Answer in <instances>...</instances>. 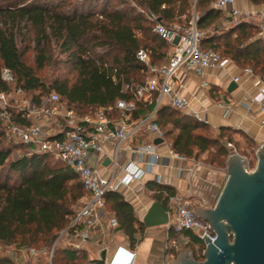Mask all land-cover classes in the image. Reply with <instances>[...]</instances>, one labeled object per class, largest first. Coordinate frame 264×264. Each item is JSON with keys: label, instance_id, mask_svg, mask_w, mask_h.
Segmentation results:
<instances>
[{"label": "trees", "instance_id": "1", "mask_svg": "<svg viewBox=\"0 0 264 264\" xmlns=\"http://www.w3.org/2000/svg\"><path fill=\"white\" fill-rule=\"evenodd\" d=\"M249 1L264 6V0ZM141 10L154 13L167 26H187L195 14L197 28L204 33V51L214 50L240 69H252L264 80L261 30L247 21L226 28L223 12L213 6L212 0H198L196 4L193 0H0V94L22 89L41 104L55 93L65 107L81 116L103 108L111 109L112 118L120 117L116 104L123 100L135 105L131 120L147 116L154 105L138 101L126 89L128 85L144 84L148 77L147 65L137 58V53L144 50L151 65L160 66L167 60L170 47ZM29 53L34 55L33 62L27 60ZM54 65L66 67L69 75H42ZM4 69L12 73L14 84L3 79ZM9 111L19 124L26 123L21 113L12 108ZM156 122L170 140L172 151L186 159L199 160L208 154L211 165L223 166L235 151L244 156L232 133L246 138L254 152L257 149L242 132L221 128L220 134H215L209 124L170 106L160 107ZM17 152L22 154L15 156ZM248 164L256 168L257 159ZM147 187L154 201L162 203L166 210L169 200L177 196L168 185L149 182ZM85 195L74 171L50 154L34 152L31 146L14 141L0 121L1 246L14 247L18 252L51 250L60 233L70 226ZM105 204L106 214L118 222L115 231L125 235L131 250L136 249L146 227L133 205L114 191L106 194ZM195 241L192 239L189 248L202 253L203 245L195 247ZM194 256L197 261L204 260L195 251ZM0 264L16 263L8 256H0ZM52 264L105 262L101 257L91 258L87 248L74 250L58 244Z\"/></svg>", "mask_w": 264, "mask_h": 264}, {"label": "built area", "instance_id": "2", "mask_svg": "<svg viewBox=\"0 0 264 264\" xmlns=\"http://www.w3.org/2000/svg\"><path fill=\"white\" fill-rule=\"evenodd\" d=\"M197 1L193 0L194 4ZM212 1L213 6L223 12L225 25L231 23L237 25L239 22L248 21L251 17L250 14L243 15L236 8V0ZM141 11L146 13L149 21L154 24V31L170 47L167 60L160 66L151 65L150 57L144 50L137 53V58L147 65L148 77L144 84L128 85L126 89L133 92L138 101L154 105L153 111L147 116L131 120L135 105L123 100L116 104V109L121 113L120 117L112 118L109 115L111 109L103 108L81 116L74 109L65 107L60 96L55 93L41 104H36L22 89L12 94H0V121L7 134L14 141L31 146L34 152L48 153L55 161L69 167L79 176L86 192L70 226L60 233L50 250L51 264L55 247L61 243L74 250L86 248L93 243L100 254L104 250L108 251L107 230L109 229L113 234L118 222L105 212L106 194L130 188L135 182L140 181L147 171L162 164L163 160L157 146L151 142L132 148L131 152L138 157V162L130 160L122 168L120 160L125 152L124 144L141 131L165 139L164 131L156 122L162 99H167L168 106L173 109L186 110L189 103L182 95L185 78L193 74L201 75L208 69L222 70L228 62L216 51H204L201 48L204 33L197 28L195 14L187 26H167L154 13ZM84 58L88 59L87 56ZM243 71L247 75L254 76L250 68ZM178 72H182L183 77L179 78ZM2 77L8 83H15L12 73L7 69L3 70ZM260 80L259 94L251 100V103L258 108L261 115L260 125L264 128V80L262 78ZM239 81L238 77L234 79L236 84H239ZM12 95L23 98L22 105L18 106L17 110L26 120L25 124H19L9 111ZM189 116L208 124V120L198 112H191ZM50 127H54L51 128L53 134L48 131ZM58 136L60 138H57ZM108 145L112 148L110 155L106 150ZM263 145H260L257 151ZM173 156L184 158L175 153ZM106 158L111 160L108 166L112 169L110 176H105L102 172ZM119 170L123 171L124 177H119ZM157 183L162 184L161 179H158ZM167 213L168 227L173 232L167 250L172 259H176L183 248L190 247L194 238L203 245L202 253L207 247L205 236H208L212 243L217 240V235L210 228V224L198 217L188 202L177 196L169 200ZM27 251L32 258L39 256L37 250ZM135 257L133 251L121 247L112 260L106 259L105 264H134Z\"/></svg>", "mask_w": 264, "mask_h": 264}, {"label": "crops", "instance_id": "3", "mask_svg": "<svg viewBox=\"0 0 264 264\" xmlns=\"http://www.w3.org/2000/svg\"><path fill=\"white\" fill-rule=\"evenodd\" d=\"M236 8L243 15L250 14L247 22L257 26L261 30L260 36L264 37V6L254 5L249 0H236ZM177 76L183 77L182 72H178ZM237 77L240 79L238 88L230 93L228 90ZM260 82L259 77L245 74L231 61H228L222 70L208 69L201 75H190L185 78L182 90V95L187 99L189 106L182 113L190 115L191 112H198L208 120L215 134H220L221 128H232L242 132L258 149L264 144V128L260 125L261 115L258 108L251 100L259 94ZM167 103V99L163 98L161 107L168 106ZM158 139L160 138L141 131L126 142L125 152L120 160L122 168L130 160L138 162V157L131 152L132 148L151 142L155 144ZM163 140V143L155 144L163 156L162 164L147 171L144 177L130 188H123L119 192L133 205L138 219L143 221L155 202L153 192L147 184L157 182L158 179H161L162 184L173 187L177 197L188 202L194 209L214 208L228 180L227 172L208 167L200 159L176 158L173 156L170 140L166 137ZM111 149L110 145L106 146L108 155L111 154ZM141 166L146 169L144 165ZM102 172L105 176H110L112 169L104 166ZM119 177H124L123 171L119 170ZM107 236V259L112 260L121 247L130 249L123 233L114 231L112 234L108 229ZM170 236H173V232L168 226L146 228L141 244L134 250L130 249L136 256L134 264H174L176 259H172L167 250L168 241L172 238ZM88 247L92 251L95 250L96 256L91 258L100 257L93 243L86 247L89 250Z\"/></svg>", "mask_w": 264, "mask_h": 264}, {"label": "water", "instance_id": "4", "mask_svg": "<svg viewBox=\"0 0 264 264\" xmlns=\"http://www.w3.org/2000/svg\"><path fill=\"white\" fill-rule=\"evenodd\" d=\"M238 88L232 83L229 92ZM163 139L155 141L156 145ZM257 165L250 172L246 159L233 153L227 162L228 180L214 208H195L198 217L210 224L217 240L205 236L203 261L192 250L180 252L174 264H264V145L256 152ZM111 164L106 158L104 166ZM146 228L168 226L165 206L154 202L142 221ZM106 261L107 252L100 254Z\"/></svg>", "mask_w": 264, "mask_h": 264}, {"label": "rangeland", "instance_id": "5", "mask_svg": "<svg viewBox=\"0 0 264 264\" xmlns=\"http://www.w3.org/2000/svg\"><path fill=\"white\" fill-rule=\"evenodd\" d=\"M51 1H53V2L67 1V2L77 3V2H80V1H83V0H51ZM115 4H117V3L115 2ZM233 25L234 24H232V23L231 24H226L225 27L229 28V27H231ZM99 52H101V51L99 50ZM61 58L62 57H60V59ZM27 60L29 62H33V60H34L33 53H29L28 54ZM42 75L46 76V77H49V78H52V77L56 78L58 76L64 77V76L69 75V74H68V69L66 67H64L62 65H56V66L54 65L52 67L47 68L42 73ZM22 99L23 98L20 97V96L12 95V97L10 99L11 100L10 103H11V108L14 111L18 112L17 108H18V106L22 105L21 104ZM42 124H44V121H42ZM51 128H54V127L48 128V131H50L53 134V129H51ZM231 136H232L234 142H237L239 144L240 148H238L239 149L238 151L240 153L244 154L243 157L247 160V162H250L251 159H257L256 152H254V150H253L254 146L246 138H244L243 136H241L239 134H235V133H232ZM227 146H228V148H232L229 145H227ZM21 154H22V152H17L15 156H18V155H21ZM208 158H209V155L205 154V155H203L200 158V160L205 165H207L208 167H211V168L216 169L218 171L227 172V169H228L227 162L223 166L211 165L209 163V161H207ZM248 169L249 170H254L255 168L251 169L249 167V164H248ZM193 245L195 247H197L196 245H201V242L199 240H197V241L193 242ZM60 246H65L66 247L65 243H61ZM187 250H193V253L195 251L198 257L203 255V253H200L199 251H197L195 249H191L189 247L183 248L181 252L187 251ZM37 251L39 252V256H37L36 258H32L27 250L18 252V251H16V249L14 247H3V246L0 245V256H8V257L14 259V262L16 264H51L50 263V250L42 249V250H37ZM89 251H90V255L91 256H96V254L94 253L95 250L92 251L91 248H89ZM178 255L176 257H178ZM176 260H177V258H176Z\"/></svg>", "mask_w": 264, "mask_h": 264}]
</instances>
